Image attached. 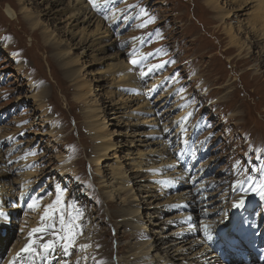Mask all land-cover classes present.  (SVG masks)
<instances>
[{
  "label": "rangeland",
  "instance_id": "1",
  "mask_svg": "<svg viewBox=\"0 0 264 264\" xmlns=\"http://www.w3.org/2000/svg\"><path fill=\"white\" fill-rule=\"evenodd\" d=\"M83 1L89 3V0ZM99 1L96 0L97 5ZM225 1H220L221 6L234 8L239 16L223 23L205 0H107L105 8L95 10L98 20L94 18L90 22L85 16L76 21L68 20L75 4L72 0L57 3L0 0V188L10 192L8 203L4 202L5 213L1 209L4 198L0 199V213L7 215L5 220L0 219V264L9 260L16 250L22 255L19 262L24 264L30 261L32 264H63L65 259L67 264L93 261L113 264L110 256L115 233L118 238L122 235L117 241L125 248L124 254H119L120 261L139 251L147 241L154 243L165 231L178 229L180 225L170 222L180 219L187 209L175 204L179 201L176 193L187 186L199 188L196 197L203 198L192 221L194 226L201 228L202 220L224 216L222 211L230 209L237 197L244 196L240 199L254 205V213L259 212L264 196L251 186L264 181V41L259 43V48H254V53L240 55L237 47L228 43L224 26L229 23L237 26L239 20L246 23L249 17L260 12L261 0H248L247 7H238L234 0ZM129 6L135 7L128 10ZM141 8L149 15L143 16ZM151 17L154 20L145 23ZM141 24L145 26L140 27ZM156 32L160 36H156ZM240 37L242 42L250 43L244 33ZM80 38L90 41L82 44ZM154 53L157 54L153 56ZM133 58L144 62L134 66L130 62ZM165 62L164 68L150 73L152 66ZM121 75L130 76L140 90L134 85L123 89L120 80L124 77H118ZM116 76L119 79L115 81H118L112 85V92L107 93L109 78ZM87 83H90L89 88L84 85ZM154 83L160 85L156 91ZM87 90V96L80 98ZM161 94L165 100L155 102ZM121 97L134 109L141 106L146 109L145 103L150 104L158 123L175 122L168 136L182 123L181 131L173 138L171 156L173 161L179 160L175 153L182 148L180 139L185 135L183 142L188 138V150H183L186 162L182 169H190V172L184 180L189 182L201 173L192 186L183 183L158 195L157 199L147 198L148 193L141 186L145 181L140 180L148 174L140 170L131 173V191L112 189L120 188L127 180L115 178L113 170L118 165L122 166V171L133 169L131 164L139 158L138 149L147 156L146 151L153 147L142 145L148 140L144 135L142 142L134 139L140 137L136 135V121H128L129 110L116 108ZM135 97L144 104H139ZM102 108L106 110L103 114ZM95 113L107 117L109 132L106 134L110 133L116 143L112 157L105 161L103 154L95 150L94 137L103 131L95 135L90 131ZM97 153L100 157L96 162ZM151 157L150 162L160 159ZM100 168L104 175H97ZM31 172L37 174L29 176L31 187L27 188V194L21 195L23 178ZM40 188L45 190L41 194L43 202L53 196L60 197L56 216L61 215L62 209L76 233L67 256L59 250L60 242L55 251L43 253L40 244L53 239L47 233L42 240L39 234L31 237L39 241L36 248L41 255L21 252L30 242L31 230L41 227L43 212L38 219L31 218L32 210L28 208ZM55 198L50 203H54ZM245 205L249 204L244 202ZM136 208L140 209V215L138 213L139 217L131 221L133 216L129 214ZM206 209H213L209 217L201 213ZM113 211L118 213L115 218L110 216ZM77 212L82 213V217H77ZM238 212L240 210L225 218L237 219ZM119 220L131 224L121 226L120 223L117 229ZM27 221L30 226L24 232L29 225ZM161 227L166 229L161 230ZM140 228L142 234L136 237L134 233ZM210 246L216 253L221 249L218 245L216 249L215 245ZM155 252L163 253L160 250L151 253ZM219 259L226 264L224 257ZM140 262L138 259L135 263Z\"/></svg>",
  "mask_w": 264,
  "mask_h": 264
},
{
  "label": "bare ground",
  "instance_id": "2",
  "mask_svg": "<svg viewBox=\"0 0 264 264\" xmlns=\"http://www.w3.org/2000/svg\"><path fill=\"white\" fill-rule=\"evenodd\" d=\"M52 1H54V3H57V2L62 1V0H52ZM72 1H74L75 4L72 5V12H71V15L69 14L68 20H73V21H76L81 16H85V18L87 17L86 18L87 22H90L94 18H96L95 20H98L99 16H97L95 10H101V8H105L107 6L106 5V1L107 0H100L98 2L100 4H98V5L96 4L97 8L93 7L90 2L89 3H85V1H83V0H72ZM220 1L221 0H205V3L207 4V6H209V8L214 9V11L217 12V17H218V19L220 21H223V23H224V21L226 22L227 19L230 20V19H232V17H236L237 18L239 16V15L236 14L237 12L234 10V8H231V7L227 8L226 6H225L226 7L225 8V7L221 6ZM227 1H229V0H226L225 3ZM234 1L237 2L238 7H242V6L247 7L249 5V3H250V1H248V0H234ZM231 2H233V1H231ZM259 5H260L259 6L260 12H258V14L254 15L252 17H249V20L246 23H243L242 20H239L237 22L238 23L237 26L234 25L233 23H229L226 26H224V32L227 35V37L229 38V42L228 43L232 47L233 46L237 47V49L240 51V55L243 54L244 52H246V55H249L252 52L254 53V48L258 47L259 43L261 44L264 41V0H261V3ZM209 8H207V11H209ZM36 26H37V24H36ZM98 26H99V24L96 26V30L97 31L99 30ZM101 30L102 29H100V31ZM241 33H244L247 36V38L248 37L250 38V43L246 44L245 42H242V37H240ZM69 35H70V33H69ZM79 41L82 44H86L87 45L90 40L88 42H86L85 39L80 38ZM249 69H251V68H249ZM122 76L123 75L118 76V77L121 78ZM118 77L116 76L115 78L114 77L109 78V80H110V90H109V92L107 91V93H111L112 92L111 87H113L112 86L113 84H116V82L118 80L117 81H115V80ZM123 77H124L123 80L122 79L120 80L122 82V84H124V85H122L123 89L131 88L134 85V81L128 75H124ZM84 85L87 86L88 88L90 87V83H87V84H84ZM120 85H121V83L119 84V86ZM152 85H153V90L156 91L159 84L154 83ZM134 86H135V88L137 90H140V87L137 84H135ZM153 90H151V91L153 92ZM87 94H88V90H87L86 93H83L82 95H80V98L87 96ZM163 94L158 96V98L156 100H154V101L155 102H159V101L165 100V99H163L164 97H161ZM94 95L95 94H93L91 96L94 97ZM111 96H112V98L114 97V95H111ZM123 97H121L122 100H120L121 102L118 105V107H116V108H118L119 110L120 109L126 110V111L129 110L128 111V117H129L128 121H131V122L133 120L136 121L135 122L136 124L134 123V125L136 127H138L137 131H136V135L138 137L139 136L140 137H139V139H136V137H134V139L137 140L138 142L139 141L142 142V140H141L142 137L141 136L144 135V136H146L148 138V140H147V142L145 141V143L142 144V145L146 146V147L147 146H153V147H151L150 149L148 148V150L145 153V154H148L147 156H143V152L140 149H138L139 158L134 160V162H132L131 165H133V167H134L133 169H127L125 171H122V166L118 165L113 170V172H115V175H114L115 178H117L119 180L122 178L123 181L126 180V179L127 180L125 182H123L122 184L120 182H117V184L119 183L122 186L121 187L119 186L120 188H112V189H115L116 191H118V189L119 190H122V189L125 190V188H128L129 191H131L132 188H130V182L133 181L131 173L134 172L133 174H135L137 171H140V170L141 171L144 170L148 174V176H145L147 178H144L143 180H140V182L141 181H145V183L143 185H141V186H143V188L146 189V192L148 193L147 198H149V197L152 198L153 197V198L157 199L158 195H162V194L170 191L171 189L173 190V189H175V187L180 186L183 183L184 184L188 183V184L191 185V183L196 180L195 178L200 177L201 173L200 172L198 174L195 173L196 175L193 176L190 179L189 182L184 180V179H188V177H189L188 173L190 172V169H187V170H183L182 169L183 168V164L186 162L184 160L185 159V153H184L183 150L184 149L186 150L188 148V145L186 144V141L188 140V138H186V140L183 142L185 135L182 134L183 137H181V138H183V139H180V141L182 143V148L179 150V152L175 153L176 156H178L179 160L178 161H173L172 160L173 156H171V155L174 154V152L172 150V145H174V143H175L174 139L177 136L178 132L181 131V129H182V123L179 125V129L176 130L175 133L171 132V134L168 136L167 132L170 131V130H173V128L175 127L174 126L175 122H173L172 124H165V123L161 124V123H158L157 122L158 119L154 115L156 112L151 108L150 104L148 105L147 103H145L146 109L141 108L142 106L137 108V109H134L133 105L130 106L129 104H127V101L126 102L123 101L124 100ZM87 98H89V97H87ZM138 100L139 99H137V101ZM140 100H139L138 103L140 104V102H141V105L144 104V101H140ZM128 103H129V101H128ZM136 104H137V102H136ZM93 109H94V112H95V108H93ZM104 112H106V110L102 108V114ZM145 113H147V115H145ZM102 114H101L102 117L98 116L99 113L97 115L95 113V115L92 116L94 119H93V122L91 123L90 131L94 135H95V133L97 131L98 132L103 131V133H99V134L96 133L97 136L96 135L94 136L95 139H96L95 140L96 145L95 144L94 145H95V150H97V152L99 151V152H101L103 154L102 158H103V161H105L106 159H110V157H112V152L114 150V147H115L116 143H114V141L112 140V137H111L110 133L106 134V133L109 132V129H108L109 122L105 120L107 117L105 115H102ZM151 125H153L154 128ZM158 125H159V127H158ZM149 126H151L152 128H149ZM184 129H185V127H184ZM1 141H2V139L0 140V142ZM131 142L134 143L135 141L132 140ZM176 142H177V140H176ZM190 145H191V142H190ZM191 148L195 152V150H194V148L192 146H191ZM195 153L197 154V152H195ZM128 154H129V149H128ZM130 154H132V153L130 152ZM97 155L98 156L95 158L96 162L99 160V157H100V154L97 153ZM151 156L159 157L160 158L159 161L158 160H156V161L160 162V164L157 165L158 162H150L151 158H152ZM133 159H135V158H133ZM186 165H187V163H186ZM189 165L192 166L193 164H189ZM128 172H129V174H128ZM102 173H104L103 172V168L98 169L97 175H104ZM36 174L37 173H32V172L31 173H27L25 178H23L24 182L21 183L22 184V189H23L21 195L27 194L26 193L27 192V188L31 187V185L29 184V181H28L30 179L29 176L36 175ZM150 176H155V177L154 178H150ZM151 179H153V180H151ZM119 180H117V181H119ZM203 183H204V181H203ZM109 185H111V187H112L111 183ZM199 187H202L201 184H200ZM189 188L190 187L187 186V189H185V190H183L181 192L179 191L180 193L178 195L176 193V198L179 201L178 200H177L178 202L174 201L175 204L177 206H179V207H182V209L183 208L187 209V211H183V213L180 212V213H182V215H181L182 217L180 219H175V220H172V222H170L172 224L180 225L179 227H177L178 229H176V231H174V232L173 231L172 232L171 231H165L164 235H163V233H162V235H159L158 239L157 240L155 239L154 243H151V241H147L146 243L143 244V247H141V249L139 251L134 252L130 256L126 255L127 256L126 258L125 257L120 258L119 264H137L135 262L138 261V259H139V261H141L138 264H178V262H181L180 264H222L220 262V259H219L222 256L221 253L214 252L212 250V246H210L211 244L215 245V249H216V243L215 242H217V241H220V245H222V247H223L222 253L226 254L227 255L226 257H232L234 263L245 264L243 262V260L240 259L238 257V255L235 252H233L226 245L227 241L225 240V238L229 239V238L237 237L236 233H235V223L234 222L237 219H239V218L242 219V214L240 212L244 211V213L247 214L246 217L250 216V218H252L251 223L256 226V224L259 222L260 219H264V208H263L264 205L259 210V212H260L263 209L262 210V214L258 213V215L256 217L254 215L253 211H252V207L254 205L251 206V204H249V205H245V206H242V207H234V205L237 204L244 196L243 197H239V198L237 197L234 200V202H233L234 204L232 205V207L230 209L228 208L225 211H222V212H225L224 216H222L221 218L220 217L219 218L215 217L213 219H209V218L207 219L206 218L205 220H202V222H203L202 227L200 228L198 226L199 227L198 228L197 226H194L195 224L192 221L195 218V214L197 212V209L199 208V204L202 203V202L199 203L200 202L199 200L202 201L203 198L196 197V194L198 193L197 191L199 190V188H193V189H189ZM204 188L206 190L208 189L206 186H204ZM4 189L0 188V199L4 198V201H3L4 205L1 207L3 213H5V210H4L5 209V203L4 202H5V200L6 201L8 200V197L10 198V196H8V193H10V192H7L6 190L4 191ZM44 191H45L44 188H40L34 194V197H33L34 199L33 198L32 199H33V201L34 200L37 201V207L32 210V215L29 216V217L38 219V216L39 217L41 216L40 215L41 212L44 213L46 206L55 203V202L54 203H50V200L53 201V199L55 198L54 196H53V198L48 199V200H44V202H43L41 194L44 193ZM203 196H207V194L203 195ZM38 198H40V199H38ZM174 202H173V204H174ZM7 203H8V201H7ZM111 203L114 204L113 199H111ZM176 205H174V206H176ZM204 205H206V204H204ZM43 207H44V209H43ZM56 208H57V211H58L60 209L59 205H57ZM236 208H237V210H236ZM239 210H240V212H238L239 215H240L239 218L237 217V219H235V217H233V215L231 216V218L233 217L232 219H234V220H228V219L225 218L227 215H230L231 213H234V212L239 211ZM7 211H8V209H7ZM139 212H140L139 208H136L134 211L131 210V213L129 215L133 216V217L132 218L130 217V220L132 221V219L135 220V218L139 217V215H140ZM138 213H139V215H138ZM201 213H203L205 215V217H209V215L211 213H213V209L210 210V211H208L206 209V210H204ZM117 214L118 213H116V211H113V212L110 213V216L115 218ZM124 214L126 215V213H124ZM6 216H7L6 214L1 216V218H0L1 221L5 220ZM110 221H112V220L110 219ZM230 222H232L231 226H229ZM120 223L122 224L121 226L131 224V222L119 220L118 222H116L117 229L118 228L120 229V227H121L119 225ZM123 223H125V224H123ZM164 223L167 224L166 221ZM220 225H223L225 228L224 229H219ZM29 226H30V223L25 228V230H23V231L27 232L28 229H29L28 228ZM77 227L80 228L79 225H77ZM138 227H140V226H138ZM168 228H169V226H168ZM141 229L142 228H140L139 230H137L134 233L136 235V237H138L139 234H142L141 233V231H142ZM162 229H166V227H161V230ZM222 230H226V234L218 235V232L222 231ZM160 233L161 232H157V234H160ZM118 234H119V230H118ZM121 236L122 235L119 234V238ZM212 237H214V238H212ZM119 238L117 236V240L118 241H119ZM58 242L59 241H57V245H58ZM20 244L21 243H19L18 246ZM58 246H60V243H59ZM65 246L68 247L69 251H70V248L73 247V246H71V244H67ZM118 248H119V254L121 256L125 252L124 245H122L121 242H120V244L118 245ZM59 250H61V248ZM159 250L161 252H163V253L162 254L158 253L159 255L157 254V252H155L156 254H152L151 253L153 251H159ZM17 251L18 250L13 251V254L10 257V259L7 260L4 264H24L25 262H22V261H21V263L19 262L18 259H20V257H22V255H20L21 253H17ZM61 253H63V252L61 251ZM181 255H185V258L182 259ZM139 256H140V258H139ZM110 258H111V256H110ZM129 258H132V259H129ZM40 264H41V262H40ZM91 264H97V262L93 261ZM252 264H256V263H252ZM259 264H261V263H259ZM262 264H264V263H262Z\"/></svg>",
  "mask_w": 264,
  "mask_h": 264
},
{
  "label": "snow or ice",
  "instance_id": "3",
  "mask_svg": "<svg viewBox=\"0 0 264 264\" xmlns=\"http://www.w3.org/2000/svg\"><path fill=\"white\" fill-rule=\"evenodd\" d=\"M89 2L92 4L93 7H96V0H89ZM121 2H123V0H121ZM134 7L135 6H129L128 10H132ZM140 13L143 16L149 15L145 8H141ZM105 19H107V17H105ZM153 20H154V17H151L145 23L152 22ZM144 26H145V24L140 25V27H144ZM155 35L160 36V33L156 32ZM159 51H161V50H158V52ZM156 54L157 53H154L152 55L155 56ZM144 59H147V57H145ZM130 62L135 66L138 63H143L144 61L143 60L138 61L137 59L133 58ZM174 62L175 61H172V63H174ZM166 63L167 62L152 66V68L150 69V73L164 68L166 66ZM143 75L144 74L142 73V77H143ZM251 187H252L253 191H258L260 195L264 196V181H262L258 185H254ZM38 199H40V198H38ZM60 203H61L60 197H57L54 204L46 206L45 211L41 217V227L32 229L31 232L29 233V236L31 238L34 236V234H39V239L42 240L44 238L45 233L50 234L53 237V239H48L44 243L40 244V248L42 249L43 253L55 251L56 246H57V241H59L61 244V251L65 254V256H67L70 253H69L68 247H66L65 245L72 243L76 233H74L72 230L71 221H68L65 219V215L63 214L62 209L60 210L61 215L57 218L56 206L59 205ZM242 206H244V200H240L237 204L234 205V207H242ZM36 207H37V201H35V200L32 203L28 204L29 210H33ZM0 215H3V213H0ZM77 217H82V213L77 212ZM73 219H75V218H73ZM57 224L59 225V230L57 229ZM61 232H64L66 234L61 235ZM81 234H82V229H81ZM38 243H39V241L37 239L31 238L30 242L28 244H26L23 249H21V252L22 253L35 254L37 256L41 255L40 252H37L36 245ZM82 247H84V246H82ZM29 264H32V262L30 261ZM63 264H67V259L64 260ZM77 264H79V262H77Z\"/></svg>",
  "mask_w": 264,
  "mask_h": 264
}]
</instances>
